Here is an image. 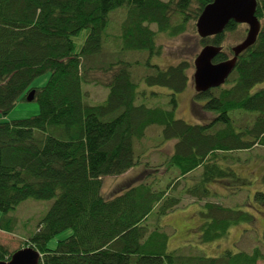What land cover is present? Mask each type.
Segmentation results:
<instances>
[{
  "label": "trees",
  "instance_id": "trees-1",
  "mask_svg": "<svg viewBox=\"0 0 264 264\" xmlns=\"http://www.w3.org/2000/svg\"><path fill=\"white\" fill-rule=\"evenodd\" d=\"M213 2L0 0V114L7 117L32 91L40 107L36 117L0 121V231L15 234L18 220L10 213L28 200H55L37 232L25 239V247L42 254L39 264L264 261L259 248L252 254L225 251L215 258L171 251L170 236L148 223L181 208L189 197L187 205L195 204L190 208L200 210L203 220L201 240L210 244L228 237L234 227L254 223L255 215L245 208L264 207V171L263 189L249 204L244 200L230 207L212 201L214 196L237 199L249 180L236 173L233 165L241 163L236 154L264 149V0H257L262 29L256 44L238 57L223 86L195 91L191 120L178 119L176 111L193 83L194 65L181 59L164 68L152 59L163 53L160 34L189 33ZM239 26L231 21L221 35L199 37L201 48L223 49L227 35ZM84 31L88 35L77 53L74 39ZM232 49L214 63L233 58ZM96 72L110 75L109 82H91ZM45 74L48 83L32 88ZM92 83L109 91L97 105L84 101L83 84ZM144 86L169 94L151 93L161 99L148 107ZM206 114L210 121L203 118ZM167 145L174 146L173 152L163 156L161 165L145 163L144 182L104 195L105 179L140 167L149 148L159 152ZM257 159L264 164V154ZM214 184L237 193L218 195L212 192ZM68 230L72 235L49 249L50 241ZM13 254L0 245V262Z\"/></svg>",
  "mask_w": 264,
  "mask_h": 264
},
{
  "label": "rangeland",
  "instance_id": "rangeland-1",
  "mask_svg": "<svg viewBox=\"0 0 264 264\" xmlns=\"http://www.w3.org/2000/svg\"><path fill=\"white\" fill-rule=\"evenodd\" d=\"M152 27L154 31L157 30L156 26ZM196 32L197 30L195 27L194 29H191L189 33L180 37L171 38L169 35L167 36L164 34H160L158 45L163 48V53L160 59L157 57L152 58L153 63L167 68L178 63L181 59H187L191 62L192 65H194L198 54L202 50L200 38ZM247 33L248 26L240 25L236 31L227 35L226 43L223 44V51L230 54L229 51L233 47L238 46L244 41ZM87 35L88 31H84L80 34L79 37L74 39L77 47V53L81 50ZM229 54L228 58H231V55ZM191 72L194 75L195 68H193ZM49 78L50 75L45 74L36 79L31 87L42 88L48 83ZM109 79L110 75L100 72L93 73V75L90 77L91 82L98 81L100 82V85L107 84L109 82ZM86 85L87 84H83V89L85 93H87L84 98V101L87 104L97 105L100 104V102L102 103L106 100L109 93L107 87L105 91L101 86H96L94 83H92V85L89 87H86ZM142 90H146L149 92H147L148 99L147 103H145L148 107L154 106V103L158 99H161V97L156 98L152 96L151 93H159L161 95L169 94L167 90L163 88H148L144 86ZM195 93L194 83H192L186 93L181 95V99L178 103V108H181V111L179 113L176 111V116L178 119H181L180 117H184L186 120H191L188 113L190 108H192L193 96H195ZM179 96L180 95H178V97ZM164 98L168 99L167 96H164ZM39 114L40 107L36 100L33 102L19 101L7 117H4L0 114V121L4 120L6 122H13L18 120H25L36 117ZM202 116L203 118H207L209 115L206 114ZM211 118L212 117H210L209 119L208 117V120L210 121ZM154 129H156V127H152V129L150 128L149 131ZM158 139L159 137H157L153 144H155ZM173 147L172 145L164 146V150L159 152L156 149L149 148V153L146 152L145 154H143L144 157H149L142 159V165L140 167L132 169L127 174L121 177H111L104 180V195L110 196L112 193L114 194L121 190L127 189L131 186L141 183L142 181L144 182L146 180L145 175L143 176L146 171L145 163L149 161L153 165L152 168H156L157 166L162 164L164 160L162 159L163 156L172 154ZM263 154L264 149L262 148L255 149V151L253 152L237 153L236 156L241 159V163L233 166L240 178L249 180L248 186L244 188V192H238V195L236 188L232 189V191L230 192H226L224 184H214V186L212 187L213 193H218V195H229L237 193L234 197L237 199L214 196L212 197V201H216L230 207L232 206L230 203H241L244 200H248L247 203L249 204L252 201L253 195L257 191H261L263 189L261 176L264 171V164L257 159L258 156H261ZM250 159H252V161L246 162ZM230 186L232 188L234 186L233 183H231ZM246 191H248V193H246ZM247 196L249 197L247 198ZM184 200L185 203H182L181 208L170 212L166 216L155 215L154 217H151L148 222L149 225H156V227L163 229L170 236V245L172 247L170 248L171 251L179 250L186 253L193 252L195 253L194 255H204L207 257L215 258L223 255L225 251H231L232 253L246 252L252 254L254 250L259 248L264 255L263 205L255 202L258 205L254 206V208H251L250 210L244 207L247 212L251 213L253 216L255 215L256 217V220L252 225H240L234 227L229 232L228 237L223 238L222 240H219L215 243L205 244L201 240L203 220L200 216V210L198 213H195V211H197V208H190V206L192 207L195 204L187 205L191 202V199L189 197H184ZM54 202L55 200L36 201L31 199L23 203L16 211L11 212L10 216L15 217L18 220L15 234L0 231V245L7 247L11 253H15L21 248H26L25 239L29 238L30 235H33L37 232V228L40 222L43 220ZM238 207L239 206L235 205V207L233 208ZM71 235V230L59 234L50 241L48 245L49 249H56L60 241L65 240ZM258 264H264V261H260Z\"/></svg>",
  "mask_w": 264,
  "mask_h": 264
},
{
  "label": "water",
  "instance_id": "water-1",
  "mask_svg": "<svg viewBox=\"0 0 264 264\" xmlns=\"http://www.w3.org/2000/svg\"><path fill=\"white\" fill-rule=\"evenodd\" d=\"M257 0H214L208 5L197 21V33L202 39L221 35L231 21L247 25L248 33L245 40L232 49L234 57L222 63L214 60L222 53V48L206 46L197 56L193 76L197 92H207L223 86L236 67L238 57L254 46L262 29L257 17ZM28 102L34 101V92L30 93ZM42 254L32 247L19 250L10 261L0 264H39Z\"/></svg>",
  "mask_w": 264,
  "mask_h": 264
}]
</instances>
